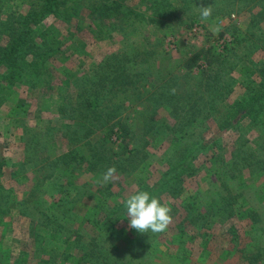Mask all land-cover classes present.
<instances>
[{"label":"rangeland","instance_id":"1","mask_svg":"<svg viewBox=\"0 0 264 264\" xmlns=\"http://www.w3.org/2000/svg\"><path fill=\"white\" fill-rule=\"evenodd\" d=\"M119 1L130 7L131 11L127 15L128 18L121 14L119 20H113L114 23L106 20V17H98L97 12L90 5L83 7L80 19L76 20L75 10L79 7L77 0H71L74 7H69L63 19L60 20L59 16L50 14L41 22L40 27L56 28L53 38L59 39L62 47L58 51L59 55L48 62L51 73L55 72L50 82L40 81L32 87L20 78L4 79L1 75H4L10 67L8 63H0V158L4 159L0 168V203L3 206H8L9 202L14 203L8 206L10 210L0 215V264L49 262L48 254L35 253L38 236H36V223L31 222L32 216L21 215L18 210L21 206L15 203L29 196L41 199L39 209H35L32 213L42 215L50 212L54 200L60 197L70 200L79 199L78 193L83 189L86 190L84 196L76 203L74 218L71 215L67 216L64 232L69 236V241L78 239L73 230H78L83 239L102 235L108 241L106 245L109 246L112 239L109 232L103 231L100 235L98 233L102 225L97 221L99 209L103 204V197L107 194V189L104 191V188L110 186L111 193L108 198L113 208L116 204L121 205L124 198L138 191L141 185L158 186L166 159L178 147L179 142L166 127L167 124L172 123L168 108L159 109L157 118L159 117L160 122L157 128L145 133L142 127L144 118L137 115L138 112L135 111L137 107L131 104L142 102L146 107V100H138L128 92L126 97L129 100L124 103L128 108L124 107L123 113L121 112L123 121H134L140 135H145L147 140H150V145L145 148L148 155L141 162L126 164L128 161L125 160L123 152L125 150L126 153L128 138H118L117 133H109L107 138L101 132L103 130L97 126L89 125L88 128H83L79 133L81 142L73 144L72 140H76V134L70 126L73 120L70 111L67 110L70 108L74 90L70 89V93L66 94L60 90L62 88H58L66 84L65 80L73 83L75 75L86 76L95 71L112 52H134L137 46L158 45L153 56L155 66L153 70L161 68L162 74L187 71L185 68L181 70L187 58L201 49L204 50L207 58L214 61L212 74L222 73L227 69L229 76L241 78L257 62L264 60V52L257 47H253V53L250 52L247 56L250 51L247 44L253 30L251 28L253 20L264 29V18L258 21L256 17L257 11H260L256 1L243 0L232 3L233 0H210L206 6H211L213 11L207 21H202L200 18L198 7L201 5L190 3L189 9L181 5L172 18L160 22H148L140 16L136 17V12L142 13L141 0ZM39 3V0H0V6H4L2 16L7 17L9 12H25L30 6L36 7ZM121 21L127 29V37L120 32L123 27ZM217 27L220 30L213 32L212 29ZM41 30H37L36 33ZM7 36L0 35V42L8 38L13 41V36ZM137 66L141 69L139 65ZM142 66L144 68V64ZM201 73L197 70L193 72V76L196 79L202 78L199 77L202 75H197ZM243 91L242 86L237 85L225 101L223 98L220 100L219 108L222 110L226 108L225 103L241 99ZM207 125L208 127L203 129L202 137L209 140L222 137L221 148L218 146L215 149L199 150L195 163L191 164L190 169L178 179L180 180L177 181L178 187L176 184L173 185L159 197L162 204L171 208L172 223L165 234L140 233L145 235L142 242L145 245L139 246L137 253L141 258L138 261L169 264L170 261L174 263L173 260L184 258V263L174 264H190L186 259L191 256L192 260L198 259L199 264H243L242 258L247 253L253 264L256 260L254 253H257V247L264 246V225L261 230H251L249 233L247 232L250 231L249 226L245 228L242 226L249 221L246 214L250 213L253 207L264 209V172L253 173L246 169L240 179L233 181L232 185V190L238 195L233 206L238 215L234 223L238 224L239 241L242 242L239 251H234L233 253L236 254L232 255L230 241L227 242L229 245L224 244L229 237L231 239L233 237L229 233L223 235L226 226L232 223L233 219L227 223H220L217 216H213L210 223L212 235L209 237L212 251L206 256L199 257L198 248H201L200 243H204L205 240L198 238V234L186 223L185 218L188 210L201 209L221 197L223 187L220 173L225 159L231 157L234 144L239 146L241 143L237 141L239 136L237 129L221 132L213 121H210V124L207 122ZM243 141H246V147L255 150L253 151L255 154L264 155L263 133H245ZM100 142L105 144L93 152L90 145ZM75 146L77 158L69 161L71 163L65 166L61 161L62 165L55 167V162L61 160L58 161V157ZM129 147H131L130 143ZM170 151L171 153L168 154L167 152ZM250 153L252 152L246 154ZM51 160H55L52 165L49 163ZM113 165L115 167L121 165L116 168L119 179L103 186L98 184L97 180L101 174ZM38 177L44 179L46 177L47 181L53 178L55 184L51 185L49 182V185L46 183L41 186ZM96 198L99 200L97 201ZM121 207L125 213V205ZM102 223L104 225V220ZM120 223L122 235L117 242L122 245L129 242L131 244L130 236L135 235L136 230L129 228L127 219L121 220ZM179 227H184L187 247H195L193 253H189L186 251L188 250L186 246L182 247L178 243ZM221 234L222 238L216 239V236ZM62 244L63 249L68 251L70 243L68 245V242H62ZM232 244L234 245L233 242ZM177 255L179 256L176 257ZM253 257L255 260L251 261ZM261 260L262 258L256 261Z\"/></svg>","mask_w":264,"mask_h":264},{"label":"trees","instance_id":"2","mask_svg":"<svg viewBox=\"0 0 264 264\" xmlns=\"http://www.w3.org/2000/svg\"><path fill=\"white\" fill-rule=\"evenodd\" d=\"M39 1L40 3L36 7L32 5L25 12H9L7 17L2 16L4 6H0V35L13 36V41L8 38L0 42V63H8L10 67L1 76L4 79H13L14 77L23 79L32 87L40 81L50 82L53 79L55 72L51 73L48 62L59 55L58 51L62 49L61 41L53 38L56 28L53 26L40 27L41 22L50 14H54L56 17L59 16L61 20L69 7L73 6L71 0ZM208 1L210 0H141L142 13L136 12V17L140 16L148 22L167 21L173 17L181 5L189 9L190 3L206 6L209 3ZM235 1L242 2L243 0H233L232 3ZM249 1H256L255 3H257L260 10L257 11L256 17L258 21H261L264 18V0ZM77 2L79 7L75 10L76 20L80 19L83 7L88 5L97 12L98 17H106V20H111L112 23H114V19L119 20L121 14H123V17L128 18L127 15L131 11L130 7L125 6L126 4L119 0H77ZM121 24L123 27L120 32L126 36L127 29L122 21ZM251 28L253 30L248 38L249 43L247 45L250 51L247 56L250 55V52L253 53V47H257L264 52V29L254 20ZM40 29L42 30L36 33ZM62 41L66 42V40ZM157 49L158 45H150L149 47L137 46L134 52H112L95 71L86 76L85 74L75 75L73 83L65 80L66 84L58 87L59 89L62 88L60 90H63L66 94L70 93V89L74 90L70 108L67 110V112L70 111V117L73 120L70 122V126L73 127L74 134H76V140L73 139L72 143L76 145L78 141L81 142L79 133L83 128L86 129L89 125L97 126L100 127V130H103L101 132L107 138L109 133H117L118 138H128L126 153L125 150L123 152L125 160L128 161L126 164L132 165L133 162H141L148 155L145 148L150 145V140H147L148 138L145 135H140L138 126L134 121H123L124 107L128 108L124 103L129 100L126 97L128 96L126 92L134 95L138 100H146V107L142 105V102L131 104L137 107L135 108V111L138 112L137 115L144 118L142 127L145 133L154 131L157 128V124L160 122L159 117L157 118L159 109L167 107L170 111L169 115L172 123L167 124L166 127L173 138L179 142L178 147L172 153L171 151L167 152L168 154L171 153V157L168 155V159H170H166L167 162L165 161V169L157 183L159 185L148 184L138 187V191H148L159 198L173 185L176 184V187H178L177 181H180L178 179L190 169L191 164L195 163L198 158L196 154L199 150L215 149L218 146L221 148L222 137H215L211 140L202 137L203 129L205 130V127H208L207 122L210 124V121H213L221 132L233 128L237 129L239 131L237 141H241V143L239 146L234 144L231 157L228 160L225 159L223 170L220 173L221 186L223 187L220 199L212 201L210 205L201 209L188 210L185 218L186 223L198 234V238L205 240L204 243H200L201 248H198L200 251H197L199 257L206 256L212 251L209 237L212 235L210 223H212L213 216H217L220 223H227L233 219L232 223L226 226L223 235L229 233L233 236L232 239L229 237V240L224 241L226 242L224 244L229 245L227 242L230 241V246L232 245V248L230 247L231 253L234 255L236 253L233 252L239 251L242 242L239 241L238 224L234 223L238 215L233 204L238 195L232 190L233 181H238L246 169L253 173L264 172V155L255 154L253 152L255 150L246 147V141H243L245 133L264 134V60L257 62L241 78L229 76L227 69L222 73L212 74L214 69L212 62L214 61L207 58L204 50L201 49L187 58L181 69L184 70L185 68L187 71L162 74L161 68L153 70V67H155L153 56H155ZM142 64H144V68ZM137 65L141 69H138ZM197 70H200V73L202 72L197 74L202 75L199 76L202 78L196 79L193 76V72ZM216 71L218 72V70ZM162 76L164 77L162 78ZM238 79L239 84H237ZM140 82L143 84L139 85ZM237 85L242 86L244 90L241 99H235L232 103L224 104L223 102L226 108L221 110L218 106L220 100L223 98L225 101ZM129 143L131 147H129ZM102 144L105 143L92 144L90 148L94 152ZM248 152L252 153L246 154ZM77 156L75 146L69 152L58 157V161L61 160L55 162V167L62 165L61 161H63L64 166L68 165L71 163L69 161L75 160ZM54 161L51 160L50 165L54 164ZM3 162L4 159L0 158V168ZM19 165L23 166L24 164L19 163ZM120 166L117 165L116 168ZM55 167L54 169H56ZM37 180L41 182V186L46 183L49 185V182L51 185L55 184L53 178L47 181L46 177L45 179L38 177ZM106 189L107 194L103 197V204L99 209L97 221L102 224L98 230L99 235L105 231L109 232L112 238L109 246L106 245L108 241L102 235L97 238L83 239L78 230H73L78 239L69 241V236L64 232L67 216L71 215L74 218L76 203L84 196L86 191L84 189L78 193L79 199L70 200L66 197H60L58 200H54L50 212L42 215L32 213L35 209H39L41 199L29 196L27 199L15 201L16 204L21 206V209H18L21 215L32 216L31 222L36 223V236L38 238L35 253L37 255L41 252L48 254L50 259L46 264H53L54 262L56 264H150L149 262L138 261L141 256L138 255L137 251L140 249L139 246L145 245L142 244L145 235H140L139 232L135 231V235L130 236L132 237L131 244L129 242L122 245L117 242L120 235H122L120 221L128 220L127 212L124 213V209L121 207V205H125L124 202L128 197L124 198L121 205L116 204L111 208L112 205L109 203L108 198L111 193L110 186L105 187L104 191ZM34 199L36 202H34ZM96 200L98 201L99 198H96ZM13 204V202H9L8 206ZM8 206H3L0 203V215L10 210ZM246 215L249 221H246L242 226L244 228L247 225L249 226L250 231H247L248 233L251 230L256 231V229L261 230L263 228V207H253L250 213ZM177 236V239L180 240L178 243L182 247L186 246L188 248L184 227L178 228ZM221 238L222 234L216 236L218 240ZM62 242H68V245L70 243L68 251L63 249ZM194 248L192 246L186 251L193 253ZM175 250L177 251V247ZM224 250L229 251V249ZM254 254H256L254 256L256 260L260 258L262 260L257 262L253 257L251 259V261L255 260L253 264H264V246H258L257 253ZM186 260L190 264H199L200 262L198 259L192 260L191 256ZM242 260H244L243 264H251L247 253L244 254ZM173 261L174 263H184L185 259ZM174 263L169 262V264Z\"/></svg>","mask_w":264,"mask_h":264},{"label":"clouds","instance_id":"3","mask_svg":"<svg viewBox=\"0 0 264 264\" xmlns=\"http://www.w3.org/2000/svg\"><path fill=\"white\" fill-rule=\"evenodd\" d=\"M200 18L207 21L212 15L211 6H199ZM220 29L213 28V32ZM174 91V90H173ZM119 179L116 167H108L97 180L100 185H107ZM129 228L135 229L139 233H163L172 223L171 208L162 204L160 199L153 196L148 191H136L129 195L124 202Z\"/></svg>","mask_w":264,"mask_h":264}]
</instances>
